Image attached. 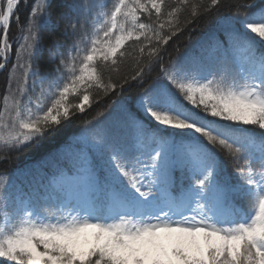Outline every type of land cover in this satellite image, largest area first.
I'll return each instance as SVG.
<instances>
[{"label": "snow or ice", "instance_id": "snow-or-ice-1", "mask_svg": "<svg viewBox=\"0 0 264 264\" xmlns=\"http://www.w3.org/2000/svg\"><path fill=\"white\" fill-rule=\"evenodd\" d=\"M0 71V164L83 125L0 171V264H264V0H0Z\"/></svg>", "mask_w": 264, "mask_h": 264}, {"label": "trees", "instance_id": "trees-1", "mask_svg": "<svg viewBox=\"0 0 264 264\" xmlns=\"http://www.w3.org/2000/svg\"><path fill=\"white\" fill-rule=\"evenodd\" d=\"M222 12H224V14H228V12L225 9H222ZM18 15L20 17L21 23H23L24 18L27 16V9H25L23 7V5H21V10L18 13ZM211 27H212V24L209 23L208 18L202 19L200 21V24H199L197 31L192 34L191 40L188 39V35L186 33L184 36H181L178 40L172 42V44L170 46V51L177 44L180 45L181 52H183L186 47L187 48L194 47L196 42L202 38L200 33L201 32H206V33L209 32ZM11 31H17V25L15 23V18H14L13 23L11 25L10 32ZM188 42H190V45H188ZM13 49H15V44L13 45ZM172 54L175 55V52L173 51ZM13 59H14V50H13ZM6 75H7V73L5 71H2L0 73V95H2L4 92V88H5V84H6ZM124 95L125 96H134V95H136V92L133 91V92L125 93ZM113 99H116V97H111L108 100H105L103 104L99 105V107H94L88 113V115L83 117V118H90L91 116L95 115L96 111L104 110L106 117H108V121H106V122L115 123L117 120V113L114 110V106L111 105V100H113ZM82 127H83V125L81 124V122L79 120L73 122L72 124L68 125L62 131V133L58 136L56 141L46 143L44 148L39 149V150L26 149L23 153L20 154V158L18 160L14 159L10 165L0 164V171H3L5 168H7V170L9 172H12L13 170H15L17 168L24 169L27 167H31L33 164H35L37 161H39L48 152L55 151V149L57 147H59V145L61 143H63L65 140H67L68 138H70L73 135H78L79 132L82 130ZM21 179H23L24 183L27 184L29 181L39 180L40 176H39V174H36L34 177L33 176H27L26 178L22 177Z\"/></svg>", "mask_w": 264, "mask_h": 264}]
</instances>
